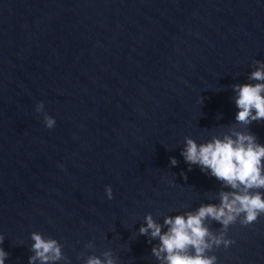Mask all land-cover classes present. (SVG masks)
I'll return each mask as SVG.
<instances>
[{"label": "water", "instance_id": "95a60500", "mask_svg": "<svg viewBox=\"0 0 264 264\" xmlns=\"http://www.w3.org/2000/svg\"><path fill=\"white\" fill-rule=\"evenodd\" d=\"M256 61L264 0H0L5 264H29L33 233L62 246L49 264L105 253L115 264H165L152 251L159 237L140 233L147 216L167 232L166 218L243 189L187 162V139L243 132L264 145V120H236L234 86L258 83ZM242 218L227 229L234 243L207 253L217 264H264V214ZM204 225L223 230L211 217Z\"/></svg>", "mask_w": 264, "mask_h": 264}, {"label": "clouds", "instance_id": "9594fccd", "mask_svg": "<svg viewBox=\"0 0 264 264\" xmlns=\"http://www.w3.org/2000/svg\"><path fill=\"white\" fill-rule=\"evenodd\" d=\"M258 69L249 77L251 81L258 83H245L235 85L237 92L236 106L239 109L236 120L241 124H251L252 121L264 120V62L256 61ZM37 112L43 110V103L37 107ZM44 122L48 128L55 126V119L45 116ZM235 136V139L233 138ZM185 160L191 164H198L202 169H210L211 174L222 180L232 189L241 191L221 193L219 206L209 204L201 206L195 214L188 213L187 217L177 215L168 217L164 224L169 226L167 232H162V226L157 224L151 215L146 217V226L140 228V233L147 235L151 230L153 238L159 237L160 246L153 248V254L165 262V264H217L215 255L207 253L213 247H229L234 241L226 238L227 229L239 222L250 225L264 214V194L252 193L251 189L264 188V145L257 142L251 133L233 132L204 143L197 144L191 138L186 141V147L182 153ZM177 161L173 158L172 164ZM108 199L113 198V189L106 186ZM211 217L223 225L219 236L214 235L204 225L205 219ZM33 251L35 255L30 257L29 264H49L61 260L63 257L61 245L55 239L45 240L38 233L32 234ZM4 242V236L0 235V245ZM194 250V251H193ZM107 259L91 256L87 264H115L111 253L104 254ZM8 253L0 247V264H5Z\"/></svg>", "mask_w": 264, "mask_h": 264}]
</instances>
